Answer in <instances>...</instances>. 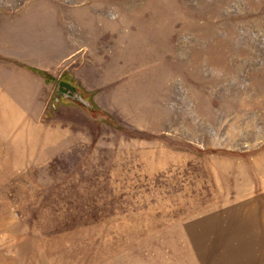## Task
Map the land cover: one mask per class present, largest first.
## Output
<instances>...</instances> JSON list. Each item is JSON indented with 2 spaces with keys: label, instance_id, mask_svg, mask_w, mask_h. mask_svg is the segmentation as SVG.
Wrapping results in <instances>:
<instances>
[{
  "label": "rangeland",
  "instance_id": "rangeland-1",
  "mask_svg": "<svg viewBox=\"0 0 264 264\" xmlns=\"http://www.w3.org/2000/svg\"><path fill=\"white\" fill-rule=\"evenodd\" d=\"M0 264H264V0H0Z\"/></svg>",
  "mask_w": 264,
  "mask_h": 264
},
{
  "label": "bare ground",
  "instance_id": "bare-ground-1",
  "mask_svg": "<svg viewBox=\"0 0 264 264\" xmlns=\"http://www.w3.org/2000/svg\"><path fill=\"white\" fill-rule=\"evenodd\" d=\"M156 7V11L151 18L147 22H144L143 25H139V31H141V33L143 32L147 37H151L153 34L156 36L165 29L164 17L167 18V14L168 17L171 15L168 6L164 2L157 3Z\"/></svg>",
  "mask_w": 264,
  "mask_h": 264
},
{
  "label": "water",
  "instance_id": "water-1",
  "mask_svg": "<svg viewBox=\"0 0 264 264\" xmlns=\"http://www.w3.org/2000/svg\"><path fill=\"white\" fill-rule=\"evenodd\" d=\"M57 90L59 97L63 95H72L79 99L83 98L82 92L79 90V88L66 79H62L59 81Z\"/></svg>",
  "mask_w": 264,
  "mask_h": 264
},
{
  "label": "crops",
  "instance_id": "crops-1",
  "mask_svg": "<svg viewBox=\"0 0 264 264\" xmlns=\"http://www.w3.org/2000/svg\"><path fill=\"white\" fill-rule=\"evenodd\" d=\"M12 59H13V58H12ZM13 60H14V59H13ZM9 90H10V89H9ZM6 92H7V90H6ZM7 96L10 97L9 95H4L3 97H7Z\"/></svg>",
  "mask_w": 264,
  "mask_h": 264
}]
</instances>
